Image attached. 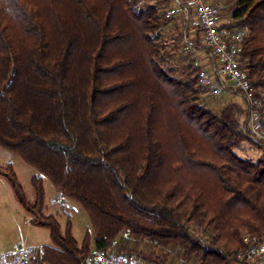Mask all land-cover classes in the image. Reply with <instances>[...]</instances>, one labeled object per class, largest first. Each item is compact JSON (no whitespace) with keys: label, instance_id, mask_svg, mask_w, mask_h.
<instances>
[{"label":"trees","instance_id":"trees-1","mask_svg":"<svg viewBox=\"0 0 264 264\" xmlns=\"http://www.w3.org/2000/svg\"><path fill=\"white\" fill-rule=\"evenodd\" d=\"M179 1L168 15L174 0H0V148L36 173L34 202L11 164L0 176L49 231L34 264H83L114 240L143 264H174L172 250L181 264H249L244 238H264V144L243 134V99L206 101L192 56L210 52ZM217 5L221 27L247 30L239 65L264 99V0ZM243 142L256 161L236 155ZM45 181L85 212L80 245L44 216Z\"/></svg>","mask_w":264,"mask_h":264},{"label":"built area","instance_id":"built-area-1","mask_svg":"<svg viewBox=\"0 0 264 264\" xmlns=\"http://www.w3.org/2000/svg\"><path fill=\"white\" fill-rule=\"evenodd\" d=\"M174 2L175 6L168 15H174L182 8L179 0ZM187 3L193 11L196 24L202 30L203 43L214 58L211 66L198 72V84L214 97L236 92L250 109L243 134L252 143L264 144V99L253 95L247 75L240 68L238 60L247 30L230 31L221 27L217 0H187ZM187 16L185 11V18ZM128 236V232L122 235L123 238ZM243 241L248 247L239 253L238 258L249 264H264V238L251 244L247 238ZM116 243V240L112 241L109 250H93L85 257L83 264H143L115 254L112 249ZM39 252L40 248L19 243L14 250L0 254V264H34Z\"/></svg>","mask_w":264,"mask_h":264},{"label":"rangeland","instance_id":"rangeland-1","mask_svg":"<svg viewBox=\"0 0 264 264\" xmlns=\"http://www.w3.org/2000/svg\"><path fill=\"white\" fill-rule=\"evenodd\" d=\"M193 20L190 21L191 25L194 23ZM192 34L194 32H191ZM170 36L172 35L170 34ZM192 58L195 59L196 65L200 66L201 69H206L213 64L211 55L205 51L194 52ZM229 98L233 101L241 102L238 96L231 92L226 95L221 94L215 98H206V101L214 109H220L226 102L225 100ZM235 153L239 158L251 161H256L260 156V152L247 142H243ZM7 164L12 165L26 202L32 204L35 196L30 184V178L36 173L20 159L0 148V166L6 167ZM44 189V216H51L56 219L61 226L62 232L66 224L69 223L71 225V234L80 245L85 234L90 232V224L85 212L77 204L59 197L48 181L44 182ZM30 221V215L19 203L11 185L4 177L0 176V254L14 250L19 243L35 248L50 246L48 229L34 225ZM165 252L168 251L165 250ZM175 255L173 250L170 251L168 261L174 264H181L182 261L173 258Z\"/></svg>","mask_w":264,"mask_h":264}]
</instances>
